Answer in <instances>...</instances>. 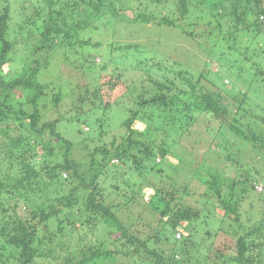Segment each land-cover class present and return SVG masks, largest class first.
Segmentation results:
<instances>
[{
    "label": "trees",
    "instance_id": "16d2710c",
    "mask_svg": "<svg viewBox=\"0 0 264 264\" xmlns=\"http://www.w3.org/2000/svg\"><path fill=\"white\" fill-rule=\"evenodd\" d=\"M12 1L0 0V264L15 261L14 253L17 264H40L39 259L58 262L63 255H56L57 248L64 246L61 241L67 231L71 237L75 229L91 222L96 227L98 221L103 234L96 242L85 234L78 236L80 257L70 252L59 264H264V166L251 169L241 162L246 169L239 173L243 178L198 175L206 187L197 199L201 206L180 197V191L189 193L188 185L179 187L176 176L163 168L170 156L185 159L168 147L171 143L177 151L186 149L181 142L188 143L186 139L203 128L201 115L219 122L217 129L213 124L205 128L214 133L211 144L221 149V155L229 149L221 138L226 127L242 142L251 137L264 155V136L252 127L249 134L241 124L255 118L264 127V0H37L30 15L20 14L19 31L11 37ZM127 7L132 14L122 12ZM36 30L38 45L31 49L28 39ZM169 32L171 50L161 49V43L153 49L154 37H167ZM183 40L189 49L178 45ZM23 46L27 47L22 53L24 65L14 73L4 72ZM103 47L106 52H95ZM54 50L75 53L84 72L109 73L111 91L126 73L142 74L131 86L137 108L129 109L130 115L121 122L125 139L95 146L89 153L93 173L82 172L81 163L72 157L74 143L58 130L62 117L70 120L72 115L42 117L40 105L52 110L62 101L59 91L49 106V85L39 79ZM29 52L34 54L30 59ZM98 55L103 61H97ZM208 57L219 62L217 71L210 70ZM86 83L78 89L90 91ZM23 103L32 108L26 110ZM81 111L76 109L72 117L81 119L88 113ZM148 133L165 137L162 144H154V138L149 143ZM188 146L192 150L186 152L192 155L197 146ZM112 158L132 169L131 176L124 178L126 187L120 184L119 167H112ZM204 160L199 157L198 162ZM175 167L174 174L186 169ZM198 171L204 172L200 165ZM158 176L169 183L162 184ZM61 181L75 184L68 195L51 202L50 187ZM105 183L118 193H105ZM129 187L134 194L125 195ZM119 196L123 201L116 202ZM19 200L30 209L28 218L17 213ZM257 203L263 207L257 209ZM216 204L225 210L223 218L216 216ZM137 205L149 211L143 219L137 218ZM201 227L206 229L201 232L208 235L203 242L209 244L211 255L193 261L189 255ZM223 235L235 239L234 252L226 244L219 246Z\"/></svg>",
    "mask_w": 264,
    "mask_h": 264
},
{
    "label": "rangeland",
    "instance_id": "374dc122",
    "mask_svg": "<svg viewBox=\"0 0 264 264\" xmlns=\"http://www.w3.org/2000/svg\"><path fill=\"white\" fill-rule=\"evenodd\" d=\"M36 1L37 0H13L12 1L13 11H12V20L10 21L11 37H14L16 31L17 32L19 31V29L17 28L19 26V23L22 22V19H23L21 18L20 14L23 13L25 15H30L32 12V9L34 8V4H36ZM1 5H4V2H2ZM149 11L150 10H148L147 12L149 13ZM122 12H127L129 14H132L133 10L127 7ZM23 34H26V31ZM38 34L39 33L36 30L34 34L32 33V35L28 39L29 47L31 49H33L36 45H38V39H37ZM148 34H151V32ZM159 34L161 33L157 32L156 35H159ZM141 35H143L142 32H141ZM170 36H171V32L168 33L167 37L166 35H160L157 37V39H155L154 37V40H152L154 41L153 43L154 46H152V48L156 50L157 46L161 43L162 44L161 49H163L164 51H167V49L168 51L171 50V46L168 45L169 42L167 39V38H171ZM185 38L186 37L184 36V39ZM146 40H148V38H146ZM180 44L182 46H187L186 49H189L190 47L188 42L185 40L181 42L179 41L178 45L180 46ZM26 48L27 47L23 46L19 52L21 54L11 56L12 62L11 63L9 62L8 64L4 66V69H3L4 72L8 71V72L14 73V71L21 69V66L24 65L23 63L24 57H22V53L27 51ZM77 52L79 53L81 51L79 50ZM95 52L104 53L106 52V48L103 47L100 50L95 49ZM172 53L174 55V52H171L170 56L172 55ZM27 55L30 59L33 57L34 54L32 52H29L27 53ZM44 55L46 54L44 53L43 56ZM49 57H50L49 59L50 65L48 66V68L42 71L39 77V79L42 82L49 85V88L47 89V96L49 100L47 103L49 104V106H53L54 97L56 96V94L59 91H62L63 95H62L61 105L58 107L57 106L54 107V109L52 110H49L47 108L45 109L43 108L42 105H40V107H42L41 109L42 117H44L45 120H51V119H55L61 116H66L68 118L71 115L73 116V114H75L76 112V109H79V108H81V110L83 109V111H81L82 113L88 112L87 114H84L81 117V119L73 118L71 116L70 120H68V119H63L62 117V121H60L58 124V130L61 131L66 138H68L74 143L72 157H74L81 163L82 172L93 173V170L90 168L91 156L89 155V153L93 149H95V146L103 145V144H105L106 146H111V143L114 138H116V144L121 143L123 138L125 139L126 130L122 128L121 122L124 119H126L127 116L130 115L129 109L133 108L134 110H136L137 108L136 107V103H137L136 93L132 89L131 86L135 87L134 83L136 82L138 77L142 76V74L139 72H134V75L131 76L132 74L128 75V73H126L122 77V80H121L122 82L120 81L121 82L120 86H118L116 90L111 91L110 88H108V85H111V83H113V77L110 76L109 73L107 72H99L95 74V76L91 72H84L82 68L78 67V65H80L79 57L75 58V53H72L69 50L68 52L66 51V53H63V50H60V51L54 50V51H51ZM96 58H97V61L100 60V58L103 61V58L100 55H98ZM206 60L210 62L209 63L210 70L217 71L219 69L218 61L212 60L210 57L206 58ZM189 61L191 65H193V61L190 59ZM100 64H102V62ZM110 69L113 70L112 68ZM81 78L83 79V83H82V80L79 81V79ZM115 80L117 79L115 78ZM84 81L89 83L90 91L78 89L77 85H81V84L83 85ZM18 96L19 97L22 96L20 92L18 93ZM90 100H92L93 102H91ZM107 102L112 103V105L108 107L109 105ZM22 106L26 110L27 109L30 110L32 108V105L30 103L28 104L23 103ZM103 106H107V110H103L104 108ZM93 107H95L94 110L89 112V110H91V108ZM202 117L203 115H201L203 128L198 129L197 131L195 130L192 131L191 129L192 132L195 131L194 136L191 137L192 140L190 138L186 139L188 140V143L186 144L184 141L181 142L182 145L180 146H183L186 149L177 151L176 148L175 149L173 148L171 143L170 145L168 143V145L170 146L168 148H172V150L176 151L177 154L180 156L185 155L186 156L185 159L182 160L176 156L175 157L170 156L166 160L167 162L165 161L166 164H163L164 165L163 168L166 174L176 176L177 185L179 187L183 188L186 184L189 187L188 188L189 193L186 194L185 191L183 192L180 191L178 192V195L180 197L184 196L185 199H187L188 201L189 200L191 201V202L189 201L190 203H193V205H197V206H201V203H199L197 199L199 197V194L204 193L205 188H206L204 186L205 184H203L201 181L202 179L201 180L197 179L199 177L198 175H202L205 179L207 178L211 179L210 178L211 173H218L220 176H222L223 179L232 178V177L233 178L235 177L243 178L244 175L241 176L239 175V173L241 172V170H243V172L246 171L245 165L251 169H257V167L262 168L264 166L262 165V163L264 164V161H263L264 155L259 153L260 151L262 152L263 150L260 147V145L256 144L257 145L256 147L254 140L251 137H249L246 141L242 142L241 138L237 134H235L229 127H226L225 129L226 134H223V136H221L225 145H227L229 149L225 148V151H223L221 155L220 153L222 152L221 149L218 150V148H215L216 146L213 143L211 144L214 133L208 134L205 128L206 126L208 125L212 126L213 124V126L216 127L215 129H217L219 122L212 121V118L210 116L208 117V119H202ZM97 118L99 119V121H96ZM83 121H85L86 124H84ZM252 121L254 123H251ZM241 124H244L243 128L249 134H250L249 128L252 127L254 128V130L257 132L258 135L264 136V127L259 125V121H256L255 118L253 119L246 118L242 121ZM139 128H144L143 124H139ZM186 132L184 133L185 135H187ZM146 136H147L146 140L148 139L147 141L149 143L150 141L153 142V138H154L155 139L154 144L155 143L162 144L161 140H164L163 138H165V137H161V134L154 137L150 133H148ZM48 137L52 138V136L50 135H48ZM194 138H197V139L194 140ZM202 142H204L203 143L204 145H202ZM188 145L197 146L195 151H193L192 153L193 156L190 155L191 153L190 151L192 149ZM87 147H89L90 149ZM257 148H259L260 151ZM186 150H188L190 153L186 152ZM99 157H101V155H99ZM199 157H202L205 160L203 162H198ZM113 159L114 158H112L111 160V163L113 165L112 167L113 168L115 167L114 164L118 165L119 173H120L119 175L120 177L118 178L120 180L121 186H122V183L125 186L124 178H128L129 176H131L132 169H130L128 165H125L121 162H118V161L114 162ZM185 160H188V161L184 162ZM190 161H193L192 165L186 164V163H191ZM241 162L245 163V165L241 164ZM158 163H160V160H158ZM197 164H199L200 167L203 168L204 172H201V171L197 172V167L199 166V165L197 166ZM151 166H154V163H151ZM175 166L177 168H180L183 166L186 169L185 171H176L174 174L173 172L175 171V169L173 171L172 169ZM153 170L156 171L158 169L154 167ZM208 170H211V171H208ZM121 174L123 175L121 176ZM105 176L106 174L102 176L100 179L101 185L105 182ZM109 179L111 180L110 177ZM157 179L161 181L162 184L169 183L168 180H165L162 176H158ZM74 184L75 183L68 182V181H65V182L61 181L56 184L54 183L50 187V189L52 188V191H51L52 198L50 199V201L58 202V199L63 194L66 193V195H68L71 190V187ZM261 184L263 183L261 182ZM104 185H105V193H112V195H116L118 193L117 192L118 190H116L112 185L108 183H105ZM141 185L146 186L147 183L141 182ZM258 188H260V185L258 186ZM223 191L227 193L228 189L223 186ZM120 192L123 193L124 191H120ZM125 193H126L125 195H127V193L128 195H132L133 193L132 188L129 187V189L125 190ZM108 200H111V198L109 197ZM121 201H123V197L119 196V199L116 202H121ZM261 207H263V203L261 204L257 203L256 208L259 209ZM214 209L216 211L215 213L216 216L218 218H223L222 215H225V210L218 209L217 204ZM16 211L20 215V217L24 219L30 216L29 215L30 209L26 207V205L23 203L22 200H19V205L18 207H16ZM134 211L136 212V214L139 215V217L137 216L138 219L140 218L143 219L149 213V211L147 209H144L141 205H137L134 208ZM124 214L127 215L125 211H124ZM227 214L231 215V213H227ZM243 216L244 218L247 219L245 213L243 214ZM93 225H94L93 222H91L90 224L86 225L85 228L81 227L80 230L78 231H76L77 229H75L71 237L69 236L68 231H67L65 240L61 241V243H63L64 246H59L57 248L56 255L65 256L69 254L70 252H73L76 256H78L77 254L79 251V244H80L79 242L80 240L78 239V236L83 235V234L87 236L86 238L88 240H94L93 242H96L95 238L100 237L103 234V226L100 223V221H98V224L96 227H94ZM75 226L78 227V223H76ZM141 228L142 226L138 224V229H141ZM202 230H206V229H203V227L199 228V233L201 234L195 237V240H197V242H195L196 244L195 248L191 251V255H189L193 261L197 258L201 261H204L206 257L211 255L210 250L208 248L209 244L203 242V238H207L208 235L205 232H201ZM51 231L52 233H55V230L53 228H51ZM92 234L94 236H91ZM226 237H227L226 235H223L222 238L220 237L218 242H221L220 243L221 245L219 246L226 244V246L229 248V252H234L232 247L235 245V239L232 236L231 237L228 236L227 239ZM58 238H61V237L58 236ZM217 244L219 243H217L216 241L215 246H217ZM15 255L16 253H14V257H13L15 261L13 262L9 261L8 264H17ZM63 256L59 257L58 262L56 261V259H53L50 261L49 260L42 261V259H39L40 264L42 262L44 264L63 263V261L65 260ZM78 257H80V255ZM1 264H7V263H1Z\"/></svg>",
    "mask_w": 264,
    "mask_h": 264
},
{
    "label": "clouds",
    "instance_id": "9594fccd",
    "mask_svg": "<svg viewBox=\"0 0 264 264\" xmlns=\"http://www.w3.org/2000/svg\"><path fill=\"white\" fill-rule=\"evenodd\" d=\"M113 161H114V162H115V161H118V159H114Z\"/></svg>",
    "mask_w": 264,
    "mask_h": 264
}]
</instances>
